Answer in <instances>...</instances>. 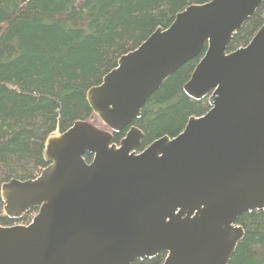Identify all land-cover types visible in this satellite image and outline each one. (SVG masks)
<instances>
[{"label": "water", "instance_id": "water-1", "mask_svg": "<svg viewBox=\"0 0 264 264\" xmlns=\"http://www.w3.org/2000/svg\"><path fill=\"white\" fill-rule=\"evenodd\" d=\"M261 3L190 4L121 55L86 92L107 129L75 120L46 137L36 177L1 184L8 217L37 212L0 226V264H130L159 252L161 264H228L244 234L238 217L264 210V21L227 51ZM201 52L183 91L209 109L139 150L131 123L142 105Z\"/></svg>", "mask_w": 264, "mask_h": 264}, {"label": "trees", "instance_id": "trees-1", "mask_svg": "<svg viewBox=\"0 0 264 264\" xmlns=\"http://www.w3.org/2000/svg\"><path fill=\"white\" fill-rule=\"evenodd\" d=\"M206 1L0 0V186L36 177L47 165L46 137L75 120L107 129L89 107L87 90L121 55L156 28L167 27L177 12ZM263 12L261 3L229 40L227 51L250 41L264 21ZM202 54L178 67L142 105L131 123L143 132L139 150L163 135H176L190 116L209 109L207 97L195 100L183 91ZM36 212L10 218L0 196V226L27 223ZM237 223L244 234L228 264H264V210L246 211ZM165 254L130 264H161Z\"/></svg>", "mask_w": 264, "mask_h": 264}]
</instances>
